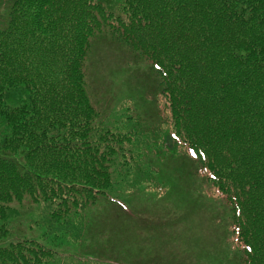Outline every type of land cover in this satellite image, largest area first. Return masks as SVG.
<instances>
[{
    "label": "trees",
    "instance_id": "trees-1",
    "mask_svg": "<svg viewBox=\"0 0 264 264\" xmlns=\"http://www.w3.org/2000/svg\"><path fill=\"white\" fill-rule=\"evenodd\" d=\"M6 18L0 264H115L122 207L195 189L228 213L218 264H264V0H14ZM98 38L147 64L151 118L127 99L101 124L86 74Z\"/></svg>",
    "mask_w": 264,
    "mask_h": 264
},
{
    "label": "rangeland",
    "instance_id": "rangeland-1",
    "mask_svg": "<svg viewBox=\"0 0 264 264\" xmlns=\"http://www.w3.org/2000/svg\"><path fill=\"white\" fill-rule=\"evenodd\" d=\"M11 1L0 0V21L6 18ZM110 51L107 52L102 45L98 51L96 48L88 69L89 93L93 105L101 112V124L112 126L121 119L119 106L125 97L133 98V108L138 115L151 118L145 110L149 100L145 99L140 86L143 73L146 74L143 64H131L127 59L122 61L118 52L113 48ZM114 89L116 96L113 95ZM199 193V189H195L194 196L182 192L181 198L189 206L185 203L166 206L167 209L142 206L135 209V215H130L127 208L122 207L120 234L112 230V239L106 241L122 261L114 263L144 264L149 260L146 264H218V256L222 259L232 256V247L226 242L228 213L224 204L213 199L197 200ZM145 204L149 205V197ZM16 206L22 216L14 227L27 226L28 220L23 216L32 214L35 207L29 203ZM107 207L113 208L114 205ZM20 235L30 236V232L23 228Z\"/></svg>",
    "mask_w": 264,
    "mask_h": 264
}]
</instances>
